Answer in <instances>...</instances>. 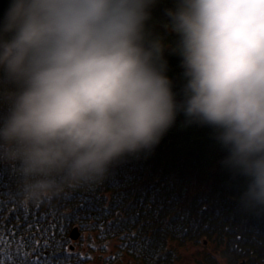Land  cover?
I'll use <instances>...</instances> for the list:
<instances>
[{"label":"clouds","instance_id":"clouds-1","mask_svg":"<svg viewBox=\"0 0 264 264\" xmlns=\"http://www.w3.org/2000/svg\"><path fill=\"white\" fill-rule=\"evenodd\" d=\"M157 0H11L0 24V166L22 206L103 183L149 155L183 114L212 129L221 162L264 209V0H175L180 98ZM218 259H220L218 257Z\"/></svg>","mask_w":264,"mask_h":264},{"label":"trees","instance_id":"trees-1","mask_svg":"<svg viewBox=\"0 0 264 264\" xmlns=\"http://www.w3.org/2000/svg\"><path fill=\"white\" fill-rule=\"evenodd\" d=\"M10 2L11 0H0V17H2L0 24L3 22ZM174 3L175 0H157L156 5L151 9L152 19L148 21V28L153 34L163 38L166 45L163 55L170 66V71L166 72V75L172 80L173 91L178 94L177 98L179 99V94L185 82L183 79L184 69L181 65H178L181 57L175 54L172 51L173 47L169 45L170 42L174 43L178 36L166 27L169 20L165 13L166 9L174 7ZM171 61L173 64H170ZM184 121L183 114L178 115L175 125L163 137L158 146L163 145L164 151L167 148L170 151L179 152L184 157L187 156L188 162H195L193 164L197 165V169L189 175L190 178H200V182H193L199 186L197 188L189 187L186 182L182 189L179 187H166L164 184L161 187L162 190H158L162 194L156 190L150 194L154 202L153 213L159 216L160 223L167 221L168 229L176 226L174 235L170 233L167 235L162 231L160 233V230L155 235L157 247L162 251H156L154 257L160 260V264H177L172 253H177L180 248L186 247L189 243L195 246L201 245L202 231L210 228L208 224L210 220H208L206 214L200 212L198 207L200 204L183 202L180 205L179 199L186 201V198L181 194L182 190L185 191L186 196L188 194L203 200L207 190L215 186L213 178L220 182V189L224 193H234L235 190L244 192L247 186L246 179L243 176L234 175L221 163L227 152L213 138L212 129L197 125L186 126ZM158 152L162 154L161 150H158ZM171 157L175 158L173 155ZM129 160L136 163L143 160L145 171L158 174L157 169H159L163 175L158 174V176L164 180L168 178L165 176L168 171L156 164V157L150 159L139 157L130 158ZM168 161L166 163L170 164ZM127 173L133 176L132 170H127ZM115 177L114 173L111 172L109 177L98 185L68 189L59 196L45 199L39 204L22 206L15 195L17 189L16 178L7 166H0V264H16L22 258L27 259V264H92L96 257L104 256L108 242L114 238L120 239L122 242L120 247L123 248L122 250L119 249L120 254L116 258L127 254L128 257L137 262L136 259L142 257L143 250H147V244L144 242L141 233L140 214L134 209H138L143 198V191L146 188L140 190L134 187L129 188L126 195L130 200H133L132 202L119 200L110 191ZM176 179L182 182L179 176ZM168 201H173L175 207L164 209L163 212L162 205ZM184 205L189 212L190 219L195 222V226L178 222V219L185 218V215L179 216L176 213V208L184 210ZM226 208L227 215H231V217L237 218V215H240L244 218L249 215L246 210L232 212L227 205ZM250 212L261 217V221L256 222L255 226L264 228V209L255 212L250 210ZM37 220L39 221L37 227H28L30 224H36ZM217 221L220 222V216ZM53 224L58 225L59 230L53 229L52 232L46 234L51 236L54 233L56 240L60 242V246L52 247L49 242V246L45 247V239L41 235L40 229H48ZM75 226H79L82 238L74 245L76 250L72 252L70 249L72 243H70L68 236ZM14 227L16 229L15 236L9 231L10 228ZM179 228H182L181 232L178 231ZM242 230L241 228L239 235L243 233ZM215 231L219 237L215 238L217 241L215 252L220 254V232L222 231L217 229ZM224 231L226 230L224 229ZM252 233L248 240L245 239L244 244L247 248L253 247L252 243L257 241ZM225 235L227 236L226 233ZM262 236L264 237V235ZM228 237L232 239L233 234ZM203 238L209 241L213 239L208 234H205ZM169 239L173 242L171 246L167 245ZM150 240H153V236L150 237ZM261 241L264 242V239H261ZM94 248L97 249L96 253L92 252ZM240 249H243V246L239 249H233L228 243H226V246L224 244V259L228 264H234V262L237 264L242 257L245 259L254 256L253 254H247L246 250L248 249L241 251ZM150 251L152 252L153 249ZM255 252H258V254L260 252L261 255L260 248H257ZM258 258L257 256L256 259ZM109 259L107 258L103 264H108ZM204 260L206 264L217 263L216 260L212 259L210 253L205 256ZM259 263L255 262L254 264Z\"/></svg>","mask_w":264,"mask_h":264},{"label":"bare ground","instance_id":"bare-ground-1","mask_svg":"<svg viewBox=\"0 0 264 264\" xmlns=\"http://www.w3.org/2000/svg\"><path fill=\"white\" fill-rule=\"evenodd\" d=\"M1 15V14H0ZM2 19V17H0V20ZM3 23V22H2ZM177 40L174 41V43H169L170 47H174L175 43ZM175 62V61H174ZM170 64H173L172 61L170 62ZM178 65H181V61L178 62ZM170 71V66L167 64V71ZM164 146H157L154 151L149 154V155H144L141 154L140 157L144 158V159H150L152 157H156V164L164 169H166L168 171V173L165 175L168 178H166L165 180L162 178H160L158 176L159 175H163L162 172L157 169L158 174L154 173V172H150V171H145L144 170V164H143V160L139 161V162H133L131 160H128L126 163L116 167L112 172L114 173V175L116 176L113 181H112V185L110 188L111 193L113 194L114 197L118 198L119 200H128V201H133L130 200L128 198L127 194V190L129 188L134 187L137 190L140 189H144L146 188V190L143 191V198L139 204L138 209H134V211L138 212V214H142L143 215V220L141 221L144 226H145V233L147 235H151L153 229H158L164 233L167 234H175V227H171L170 229H168V224L167 221L166 222H161L159 221V216L155 215L153 212L154 209V202L151 199L150 194L153 191H161L162 188L164 186V184L166 185V187H171V188H183L185 186V183L187 182V185L191 188H197L199 187L196 183L193 182H200V178L198 177H193L190 178L189 173H192L194 171H196L197 169V165L193 164L195 162H188L187 160V156L184 157V155H181L179 152L176 151H170L166 148V150L164 151ZM158 150H161L162 154H160L158 152ZM164 151V152H163ZM165 153V155H163ZM171 155L175 156V158H172ZM190 155V154H189ZM172 161H171V160ZM169 160V161H168ZM169 162L170 164L166 163ZM127 170H132V174L128 175ZM177 173V174H175ZM179 176L182 182H179L176 177ZM169 179V180H168ZM168 180V181H167ZM213 184L215 185L214 187H210L207 190V193L204 197V199H198L196 197H193L191 195L186 196L185 191L184 190H180L181 194H183V196L186 198V201H183L184 199H179L180 200V205L181 203H189V202H195L200 204L199 209L200 212L204 213L207 215L208 217V224H209V229L203 230L201 233V240L203 238V236L205 234L210 235L213 238H219L218 237V233L215 231V229L220 230L222 232H220V238L228 243L230 245L231 248L233 249H239V247L243 246L244 249H248L246 250L247 254H253L254 256L251 257H246L245 260L243 261L244 264H254L259 263V264H264V242L260 241V239H258L259 234L260 235H264V228L263 227H256L255 224L258 221H261V217L255 216L256 214H251L250 210L247 211L249 213V215L245 216L244 218H236V217H231L229 219H224V212H220V198L222 199L223 203L225 205L228 206L229 210L232 212H239L240 210L244 211V209L241 207L240 203H239V198L242 195L243 191L240 190H235L234 193H224L222 191V189H220V182H218L217 179L213 178ZM205 184V183H204ZM158 191V192H159ZM160 194H162L161 192H159ZM167 194V192H166ZM151 200H150V199ZM209 198H215V199H219V201H212L209 200ZM231 205H233L231 207ZM175 207V204L173 201H168L166 203H163L162 208H163V212L164 209H171ZM184 210L176 208V213L179 216H184L185 218H179L178 222L180 224H188L191 226H195V222L193 220L190 219V215L189 212L187 211L186 206H183ZM254 212L256 210H253ZM174 213V212H172ZM220 216V222L217 221V217ZM198 219V216L196 218V221ZM251 219V220H250ZM255 220V221H253ZM252 221V222H251ZM230 228L234 229L233 232L230 231ZM241 228L243 229L241 235H239ZM162 229V230H161ZM229 232L230 236L233 234V238H229L228 236L225 235V231ZM179 232L182 231V228L178 229ZM251 232L252 235L255 237V239L257 240L256 242L252 243L251 248H247L245 244V239L248 240V238L251 237ZM250 233V234H248ZM196 234H198L196 232ZM248 234V235H247ZM240 236V237H239ZM226 238H229L227 240ZM70 243H72V240L69 239ZM115 241V240H114ZM113 242V241H112ZM243 242V243H242ZM117 248H121L119 246L118 243H115ZM152 242H149V245H152ZM75 245V244H74ZM140 248V246H139ZM257 248L261 249V255L260 252L258 254V252H255L257 250ZM123 248H121L122 250ZM244 249H240L244 250ZM75 251V250H73ZM146 256L137 260L140 264H149L150 261V255L148 252H146ZM263 253V256H262ZM259 257L258 259H256V257ZM234 257V256H233ZM262 261V262H261ZM241 263V262H238ZM157 264H160V260H157Z\"/></svg>","mask_w":264,"mask_h":264},{"label":"rangeland","instance_id":"rangeland-1","mask_svg":"<svg viewBox=\"0 0 264 264\" xmlns=\"http://www.w3.org/2000/svg\"><path fill=\"white\" fill-rule=\"evenodd\" d=\"M77 227L79 228V226H77ZM79 229H80V228H79ZM230 231L233 232L234 229L230 228ZM251 233H252V232H251ZM115 243H118V244L120 245V241H119V240H115V241H113V242H110V243H109V244H110V247L106 249V254L111 255V254H113V253L116 251V250H115V247H116V244H115ZM243 249H244V247H243ZM96 252H97V251H94V253H96ZM192 252H195V249H194V248H190L189 251H188V254H191ZM188 256H189V255H188ZM136 260H137V259H136ZM216 260H218V262H220V264H225V263H226V262H224V259H223L222 256H220V259H216ZM244 260H245L244 257L240 258V259L238 260V262H241V263H238V262H237V264H244V262H243ZM101 262H102V261L100 260V258H97L94 264H101ZM137 262H138V261H137ZM131 263L136 264L132 258H130V257L126 256V255H124V258H121V259L116 260V261L114 262V264H131ZM226 264H227V263H226ZM234 264H236V263L234 262Z\"/></svg>","mask_w":264,"mask_h":264},{"label":"snow or ice","instance_id":"snow-or-ice-1","mask_svg":"<svg viewBox=\"0 0 264 264\" xmlns=\"http://www.w3.org/2000/svg\"><path fill=\"white\" fill-rule=\"evenodd\" d=\"M38 224H39V221L37 220L36 224H30V225H28V227L29 228H35V227H37ZM53 229L59 230V226L53 224V225H50L48 229H40V233L42 236H44V239H45V247L49 246V242H50V245L52 247H59L60 246V242L56 240V235L54 233L51 236L46 234L48 232H52ZM9 231L12 233L13 236L16 235L15 227L10 228ZM16 264H27V259L22 258L20 261L16 262Z\"/></svg>","mask_w":264,"mask_h":264},{"label":"water","instance_id":"water-1","mask_svg":"<svg viewBox=\"0 0 264 264\" xmlns=\"http://www.w3.org/2000/svg\"><path fill=\"white\" fill-rule=\"evenodd\" d=\"M76 232H77V230L75 229L74 232H73V234H72V238L75 239V240L77 239L76 237H74V234H75Z\"/></svg>","mask_w":264,"mask_h":264}]
</instances>
